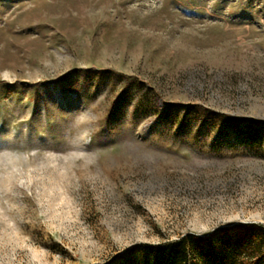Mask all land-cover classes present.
<instances>
[{
	"label": "rangeland",
	"instance_id": "1",
	"mask_svg": "<svg viewBox=\"0 0 264 264\" xmlns=\"http://www.w3.org/2000/svg\"><path fill=\"white\" fill-rule=\"evenodd\" d=\"M248 223L264 0H0V264H143Z\"/></svg>",
	"mask_w": 264,
	"mask_h": 264
},
{
	"label": "trees",
	"instance_id": "2",
	"mask_svg": "<svg viewBox=\"0 0 264 264\" xmlns=\"http://www.w3.org/2000/svg\"><path fill=\"white\" fill-rule=\"evenodd\" d=\"M138 250L143 264H264V226L237 224Z\"/></svg>",
	"mask_w": 264,
	"mask_h": 264
}]
</instances>
